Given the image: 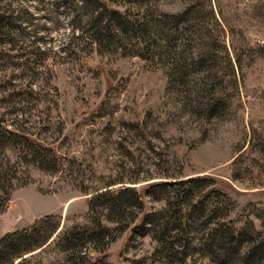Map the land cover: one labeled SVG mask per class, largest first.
Wrapping results in <instances>:
<instances>
[{
	"label": "rangeland",
	"instance_id": "rangeland-1",
	"mask_svg": "<svg viewBox=\"0 0 264 264\" xmlns=\"http://www.w3.org/2000/svg\"><path fill=\"white\" fill-rule=\"evenodd\" d=\"M192 1L169 86L165 65L126 53L118 39H94L91 0H0L12 18L0 32V236L43 216L62 229L83 224L87 198L110 182L155 184L143 197L149 218L109 223L102 244L81 248L85 262L243 264L250 239L264 244V0ZM186 2L156 8L176 13ZM189 192L200 203L184 234ZM234 216L263 233L237 243L206 233ZM67 255L50 245L31 262L65 264Z\"/></svg>",
	"mask_w": 264,
	"mask_h": 264
},
{
	"label": "trees",
	"instance_id": "trees-1",
	"mask_svg": "<svg viewBox=\"0 0 264 264\" xmlns=\"http://www.w3.org/2000/svg\"><path fill=\"white\" fill-rule=\"evenodd\" d=\"M91 1L97 5V14L100 16V25L95 28L94 39L97 41L105 39V42L112 40L114 42L118 39L117 45L126 53L139 56L142 59H154L165 65L169 70L166 73L167 85L172 86L175 81L174 75L177 72H173L174 65L177 58L180 57L174 49L179 29L182 27L179 24H187L192 20L191 16L196 12L194 1L187 0L181 11L176 13H163L157 10L158 0H127L125 10L110 8L100 0ZM11 22V16L2 8L0 11V32H4L2 29H5ZM202 53H197V59H200ZM3 129L19 139L24 141L27 139L21 134ZM196 180L199 179L193 178L176 182L194 184ZM114 184L108 182L102 189H93L86 201V213L91 217L83 224L62 229L58 228L59 218L57 216H43L25 228L3 233L0 236V264H33L32 259L39 257L38 253L50 245L68 252L65 264H95L98 259L85 262L86 259L83 257L85 253L82 254L81 248L85 250L88 244H102L103 240L109 237L111 229L108 226L109 223H118L123 226L122 228H127L137 217L139 224L136 227H138L142 226L149 218L148 214L142 213L143 197L145 191L155 184L145 185L139 190L131 185L111 187ZM200 184H205V182ZM189 195H191L190 192L182 197L184 207L177 227L184 234L186 233L185 218L195 208H198L200 203L199 200L190 203ZM214 208L210 207L209 211H214ZM1 209L2 206L0 211ZM262 217L261 227L264 229V212ZM224 228L223 225L215 224L206 233H228L229 243H237L242 233H263L262 230L256 231L253 226L245 224L238 216L232 217ZM249 241L251 245H248V249L242 256L243 264H264L263 242L256 239ZM183 248L180 258L184 262ZM236 249L238 253L239 246ZM89 254H92V251ZM34 264L46 263L39 260Z\"/></svg>",
	"mask_w": 264,
	"mask_h": 264
}]
</instances>
